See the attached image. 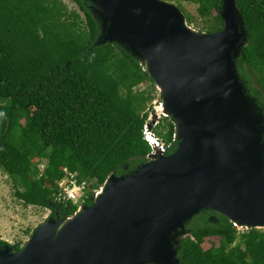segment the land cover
Segmentation results:
<instances>
[{
	"label": "water",
	"instance_id": "water-1",
	"mask_svg": "<svg viewBox=\"0 0 264 264\" xmlns=\"http://www.w3.org/2000/svg\"><path fill=\"white\" fill-rule=\"evenodd\" d=\"M85 1L100 25L96 45L123 46L152 76L178 147L166 154L151 142L147 161L111 173L91 204L51 215L18 251L0 245V264H181L194 238L187 226L203 211L240 231L264 229V111L238 69L250 40L238 0H222L216 32L165 0Z\"/></svg>",
	"mask_w": 264,
	"mask_h": 264
},
{
	"label": "trees",
	"instance_id": "trees-1",
	"mask_svg": "<svg viewBox=\"0 0 264 264\" xmlns=\"http://www.w3.org/2000/svg\"><path fill=\"white\" fill-rule=\"evenodd\" d=\"M70 1L78 8L66 0H0V168L13 178L21 201L51 209L55 217L72 216L80 206L59 200L60 182L70 173L89 184L84 203L91 204L111 173L134 171L152 151L144 132L155 81L123 46L96 45L101 31L91 3ZM165 1L197 4L201 31L225 26L222 0ZM238 4L250 38L238 69L249 94L261 103L264 0ZM187 18L199 24L188 13ZM143 84L149 87L142 90ZM152 132L166 154L177 149L170 118L153 124ZM187 227L194 238L182 243L181 264H264V229L240 231L211 211ZM213 237H220L219 246ZM12 246L18 251L22 243Z\"/></svg>",
	"mask_w": 264,
	"mask_h": 264
},
{
	"label": "rangeland",
	"instance_id": "rangeland-1",
	"mask_svg": "<svg viewBox=\"0 0 264 264\" xmlns=\"http://www.w3.org/2000/svg\"><path fill=\"white\" fill-rule=\"evenodd\" d=\"M66 2L71 7L78 8L77 4L73 1L66 0ZM174 4L178 6V3L174 2ZM181 5L182 7H178L186 16L188 13L199 21L198 25H190L201 30L204 20L198 13V5L188 1H183ZM148 87L149 86L146 84H143L141 89L144 90ZM153 96L154 100L151 102L149 110V122L153 120L154 126H156L159 121H162L164 118L160 109L163 102V96L157 86L156 90H154ZM155 114L157 115L156 117L154 116ZM41 168H44V165H42ZM51 215V209L33 205L27 206L21 201L16 194L13 178L0 168V239L11 245L21 242L22 246H24L30 238L28 231H32L33 233ZM212 241L217 246L220 245V237H213Z\"/></svg>",
	"mask_w": 264,
	"mask_h": 264
},
{
	"label": "built area",
	"instance_id": "built-area-1",
	"mask_svg": "<svg viewBox=\"0 0 264 264\" xmlns=\"http://www.w3.org/2000/svg\"><path fill=\"white\" fill-rule=\"evenodd\" d=\"M149 124V122H148ZM146 126L145 128V135L148 140L151 142L157 141L162 143L152 132V128L149 126ZM162 145L165 144L162 143ZM166 148V147H165ZM76 173H70L68 178L60 182V187H61V193L59 196V200H72L75 203H81L85 204V198L87 197V189H88V183L86 181L80 183L77 179Z\"/></svg>",
	"mask_w": 264,
	"mask_h": 264
},
{
	"label": "flooded vegetation",
	"instance_id": "flooded-vegetation-1",
	"mask_svg": "<svg viewBox=\"0 0 264 264\" xmlns=\"http://www.w3.org/2000/svg\"><path fill=\"white\" fill-rule=\"evenodd\" d=\"M257 87H259V86H257ZM263 97H264V92H263ZM259 101H260V100H259ZM257 102H258V98H257ZM258 104L263 108V111H264V101L261 102V103L258 102ZM210 219H211V220H216L215 217H212V216L210 217Z\"/></svg>",
	"mask_w": 264,
	"mask_h": 264
}]
</instances>
